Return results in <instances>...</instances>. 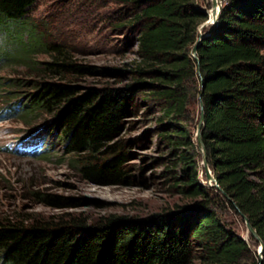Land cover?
<instances>
[{
    "label": "trees",
    "instance_id": "1",
    "mask_svg": "<svg viewBox=\"0 0 264 264\" xmlns=\"http://www.w3.org/2000/svg\"><path fill=\"white\" fill-rule=\"evenodd\" d=\"M37 2L0 0V28L23 24ZM118 3L117 25L137 46L136 62L122 69L86 66L64 44L31 40L14 59L39 69L45 79L33 83L25 100L9 92L18 101L1 112L0 120L16 116L25 123L40 114L52 117L51 129L84 178L115 186L134 178L125 145L115 139L128 115L146 106L158 115L160 136L172 151V194L189 203L145 220L109 217L95 224L75 216L0 217L2 264H260L257 251L227 216L231 212L244 220L241 213L246 215L264 243V0H222L219 24L208 30L212 32L198 49L201 75L192 49L208 20L209 3ZM36 51L49 60L33 61ZM86 76L115 81L83 90L74 81ZM200 96L208 165L240 211L222 191L201 181L194 134L199 117L192 110ZM34 195L54 208L77 204Z\"/></svg>",
    "mask_w": 264,
    "mask_h": 264
},
{
    "label": "rangeland",
    "instance_id": "2",
    "mask_svg": "<svg viewBox=\"0 0 264 264\" xmlns=\"http://www.w3.org/2000/svg\"><path fill=\"white\" fill-rule=\"evenodd\" d=\"M200 1L209 3L210 9L199 33L216 27L214 22L209 23L212 0ZM219 5L222 8V0ZM121 8L118 0H38L23 24L0 28V114L18 101L10 98L9 92L25 96L32 92L34 82L45 79L39 69L15 60L19 58L22 44L26 46L31 40L64 44L70 48L75 61L86 66L122 69L125 64L136 62L137 46L131 45L127 34L117 25ZM30 28L33 32L25 30ZM49 58L46 53L36 51L32 59L40 63ZM113 81L112 77L86 76L74 83L86 90L103 88ZM25 99L26 96L22 100ZM192 110L199 117L194 127L197 142L199 101L193 104ZM157 119L158 115L146 106L126 118L125 127L115 142L125 145L126 165L134 178L130 184L115 186L97 185L84 178L76 160L66 155L64 144L51 129L52 117L40 114L25 123L16 116L0 120V217L75 216L95 224L109 217L145 220L171 211L175 204H188V200L172 194V151L160 136ZM200 164L201 181L210 186ZM37 192L77 204L62 208L47 206L35 197ZM227 218L236 233L258 251L259 245L252 242L245 221L231 212Z\"/></svg>",
    "mask_w": 264,
    "mask_h": 264
},
{
    "label": "water",
    "instance_id": "3",
    "mask_svg": "<svg viewBox=\"0 0 264 264\" xmlns=\"http://www.w3.org/2000/svg\"><path fill=\"white\" fill-rule=\"evenodd\" d=\"M218 2H219V0H212V9L214 10V14H216V18H215V21H214L213 25H215L216 27L219 24L220 15H221V11H222L221 6L219 5V11L217 12V4H218ZM207 14L209 15L208 12H207ZM207 25H208V23H207ZM205 26H203V28ZM211 32L212 31L201 32L199 34L198 42L196 43V45L192 49V56L199 63V66H198V74L199 75H201V67H200V59L198 58V49H199L200 45L202 44V42L206 39V37ZM204 87H205V85L203 84V89H204ZM205 120H206L205 104H204V102L202 100V97L200 96V121H199V124H198V131H197V146H198L199 152H200L201 157H202V164L204 166L207 182L210 184L211 187H215L218 190L222 191L224 193V196L226 197V199L229 200L230 202H232L235 205V207L239 210L238 206L236 205V202L228 194H226L222 190L221 186L218 183L217 178L212 174V171H211V169H210V167L208 165L207 153H206V148H205V144H204V141H203V130H202L203 125L205 124ZM241 216H242V218L245 221V224H246L247 230L249 232V235L251 237H253L259 243L257 252H258V255H259L260 259H261L260 264H263L264 243H263L261 237L259 236L257 230L251 225V222H250L249 218L246 215H244L243 213H241ZM244 240H246V239H244Z\"/></svg>",
    "mask_w": 264,
    "mask_h": 264
},
{
    "label": "bare ground",
    "instance_id": "4",
    "mask_svg": "<svg viewBox=\"0 0 264 264\" xmlns=\"http://www.w3.org/2000/svg\"><path fill=\"white\" fill-rule=\"evenodd\" d=\"M219 11V2H218V4H217V12ZM212 13H211V15H210V21H209V23H212V22H214L215 21V18H216V14H214V10L212 9V11H211ZM207 180V179H206Z\"/></svg>",
    "mask_w": 264,
    "mask_h": 264
}]
</instances>
